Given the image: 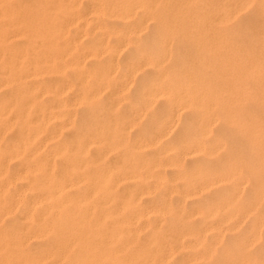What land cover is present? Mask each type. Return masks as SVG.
<instances>
[{"label":"bare ground","instance_id":"obj_1","mask_svg":"<svg viewBox=\"0 0 264 264\" xmlns=\"http://www.w3.org/2000/svg\"><path fill=\"white\" fill-rule=\"evenodd\" d=\"M132 3L130 0H118L104 5L103 1H94L89 13L95 19L113 18L126 25L132 14ZM73 4V0H0V88H5L7 93L11 84L17 88L11 99L0 98V222L15 211V205H6L2 201V194L12 181L26 180L27 190L32 192V196L36 195L21 215L28 220L27 225H0V264H168L169 249L157 231L161 221L158 210L140 205L139 197L147 192L136 190L118 195L115 189L119 181L141 179L143 176L139 169L148 170L144 176L147 178L152 174L150 169L179 167L181 155L192 162H203L195 165L194 181L184 196L199 195L195 198L198 200L209 193H219L214 202L206 205V227L202 231L213 230L218 236L221 230L210 226V219L216 220L217 226L221 227L239 224L264 205V114L260 116V110L255 112L256 106L264 110L260 103L264 97L258 99L253 86L239 83L221 85L190 75L183 79L170 78L167 72L159 70L158 81L140 87V94L146 101L154 102L161 96L169 102L168 113L158 118L152 140L159 141L176 131L173 129L176 121L173 116L198 115V118L184 124L188 128L183 127L170 136L168 148L160 147V155L167 156L165 162L157 158L149 163L137 159L133 160L131 167L122 169L95 167V162H101L107 153L117 148L113 130L107 123L88 130L87 135L92 140L81 132L78 139L70 142H66L57 129L46 134L44 126L54 116L45 113L46 110L40 112L43 106L33 94L55 95L57 90L26 87L22 82L61 72L56 65L60 69L68 65L61 61L59 40L66 34L69 24H77L79 20L86 23L84 16L75 12ZM142 30L140 24L138 30L126 27L111 31L119 33L124 42L116 48L109 47L104 40L98 43L97 49L108 53L110 62L77 76L80 80L85 77L95 81L94 88L84 86L81 99L89 100L109 86L103 87L114 72V53L128 44V35L139 34ZM102 34L106 35V30ZM80 39L81 35L75 36L69 49ZM20 40L25 41L26 46H18ZM97 49L91 50L88 56L97 58ZM150 56L145 51L136 53L129 61L130 73L135 76L147 66L156 70L159 61ZM82 62L78 59L70 65L79 66ZM127 84L124 83V87ZM65 88L66 85H61L58 92ZM247 101L249 103L244 104ZM32 108L39 110L34 116H31ZM214 125L221 128L220 135L212 143L203 141ZM11 128H16V141L2 147L1 134ZM231 130L235 136L229 134ZM47 141L55 142L57 150L49 152L44 144ZM91 145L97 146L95 159L89 156ZM143 146L140 141L137 147ZM57 156L63 163L61 180L51 177ZM12 160L18 168L7 180L8 163ZM251 183L256 187L249 197V204L244 206L239 201L245 185ZM81 188L85 192L78 193ZM65 190L68 192L63 200ZM98 197L100 200L95 204L89 201ZM36 204L42 206L41 214L34 217L30 211ZM110 205L115 208L110 210ZM164 209L172 212L169 204ZM126 211L129 216L123 217ZM150 214H157V225L150 227L149 237L138 247L140 231L135 224ZM195 214L202 215V209L194 210L191 215ZM262 225L264 216H256L250 237ZM244 246L240 250H244ZM250 264L256 263L252 259Z\"/></svg>","mask_w":264,"mask_h":264},{"label":"rangeland","instance_id":"obj_2","mask_svg":"<svg viewBox=\"0 0 264 264\" xmlns=\"http://www.w3.org/2000/svg\"><path fill=\"white\" fill-rule=\"evenodd\" d=\"M73 1L75 12L83 15L86 23L79 20L77 24H69L66 34L59 40L61 61L68 65L63 69L56 65V69L61 72L35 79L28 78L27 82L22 84L26 87H48L57 90L55 95L33 94L34 99L43 106L40 112L46 110L45 113L54 116L44 126L48 135L57 129L66 142L78 139L81 134L92 140L93 138L87 135L89 129L105 123L109 125L110 130H113L117 148L107 153L101 162H95V167L122 169L131 167L135 162L133 160L137 159L149 163L157 158L165 162L167 156L160 155V147L168 148L171 145L170 136L183 127L188 128L184 125L186 122L198 118V115L190 114L173 116V120H176L173 129L176 131L170 132L159 141L152 140L158 118L168 113L169 102L161 96L156 97L154 102L146 101L140 94V87L158 81L159 70L167 72L170 78L183 79L190 75L198 79H210L221 85L239 83L253 86L256 97H264V0H130L133 2L132 14L126 25L113 18L95 19L93 14L89 13L94 1H103V4L107 5L118 0ZM140 24L143 30L139 34L128 35V44L125 43V47L114 53V72L106 79L103 87L109 86L89 100L81 99L84 86L94 88L95 81L85 77L80 80L79 74L101 68L110 62V55L97 49L98 43L104 40L111 48L123 45L119 33L111 31L126 27L138 30ZM103 30H106V35L102 34ZM80 35V41L74 42L73 47L69 49L74 37ZM17 45L26 46V43L20 40ZM94 49L98 50L97 58L88 56ZM142 51L156 58L159 67L156 70L148 66L143 67L133 76L129 71V61L136 53ZM78 59L83 60L81 65H70ZM124 83H128L127 86L124 87ZM61 85H66L67 88L59 93ZM4 90L5 88H0V98L11 99L17 88L11 84L8 93ZM248 103L249 101L244 102ZM260 103L264 106V100ZM38 108L31 109V116L39 112ZM258 111L260 116L264 114L260 106L255 107V112ZM233 131L229 134L235 136ZM220 132L221 128L214 125L212 132L203 141L212 143ZM1 135L2 147L8 143L12 144L16 141V128H11ZM140 141L145 146L137 147ZM33 143L36 144V141ZM44 144L49 152L57 150L53 141ZM96 147L90 146L89 156L92 159L98 154ZM184 157L180 156L179 167L150 169L152 174L147 178L144 176L146 172L149 173L148 170L145 172V169H139L143 176L141 179L118 182L115 189L118 195L129 191H146L147 193L139 197L140 205L154 207L161 218L158 225L155 222L157 214L145 215L136 222L135 226L140 231L138 247L149 237L150 227L156 224L160 240L169 249L168 264H250L252 259L256 264H264V225L250 237L254 218L264 216V205L239 224L221 227L217 226L216 220L210 219V226L221 230L218 236L213 230L202 231L206 227V205L214 202L219 193H209L198 200L195 198L199 195L184 196L194 181L195 165L203 163L192 162ZM59 159L57 156L51 175L54 180L62 178L63 163ZM17 168L15 161L8 163L7 180ZM26 184V180H14L2 194V201L6 205H15V211L12 215L4 216L0 225L22 227L29 223L21 215L27 210L29 201L35 200L36 195L32 196ZM194 186L197 188V185ZM255 187L254 183L245 185L239 201L241 204H249V197ZM66 192L68 191L65 190L62 194L63 200ZM83 192L85 190L81 188L78 193ZM99 200L100 197L89 201L95 204ZM167 204L172 207V212L165 211L164 206ZM41 207L39 204L34 205L31 214L34 217L40 215ZM109 207L110 210L115 208L113 205ZM199 208L203 211L202 215H191ZM128 216L129 212L123 213V217ZM146 224L148 226H145ZM243 245L245 249L240 250Z\"/></svg>","mask_w":264,"mask_h":264}]
</instances>
